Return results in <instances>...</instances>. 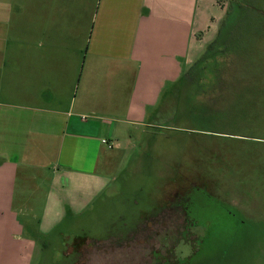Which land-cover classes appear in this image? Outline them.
I'll return each mask as SVG.
<instances>
[{
  "label": "crops",
  "instance_id": "obj_1",
  "mask_svg": "<svg viewBox=\"0 0 264 264\" xmlns=\"http://www.w3.org/2000/svg\"><path fill=\"white\" fill-rule=\"evenodd\" d=\"M219 1L0 0V264H32L106 193L123 131L167 115L216 40Z\"/></svg>",
  "mask_w": 264,
  "mask_h": 264
},
{
  "label": "rangeland",
  "instance_id": "obj_2",
  "mask_svg": "<svg viewBox=\"0 0 264 264\" xmlns=\"http://www.w3.org/2000/svg\"><path fill=\"white\" fill-rule=\"evenodd\" d=\"M219 3L209 58L123 131L114 182L32 264H264V0H234L224 27Z\"/></svg>",
  "mask_w": 264,
  "mask_h": 264
},
{
  "label": "trees",
  "instance_id": "obj_3",
  "mask_svg": "<svg viewBox=\"0 0 264 264\" xmlns=\"http://www.w3.org/2000/svg\"><path fill=\"white\" fill-rule=\"evenodd\" d=\"M233 1L234 0H230V3H229L230 5H229L228 11H227V16H226V18L224 20V23H223V26L222 27H224L226 25V22H227V20L229 19L230 15H231V12H232V2ZM221 33H222V28L220 27V31L218 33V36H217L216 40L211 44V46H209V48L207 49V51L201 56V58L195 64L196 65L195 67H199L200 64H202L206 59L209 58V53L212 51V49L214 48L215 44L218 42V39L221 36ZM193 69H194V67H193ZM187 86L189 87V81L187 82Z\"/></svg>",
  "mask_w": 264,
  "mask_h": 264
},
{
  "label": "built area",
  "instance_id": "obj_4",
  "mask_svg": "<svg viewBox=\"0 0 264 264\" xmlns=\"http://www.w3.org/2000/svg\"><path fill=\"white\" fill-rule=\"evenodd\" d=\"M103 144L107 145L110 149L113 148L111 144H109L108 141H103Z\"/></svg>",
  "mask_w": 264,
  "mask_h": 264
},
{
  "label": "flooded vegetation",
  "instance_id": "obj_5",
  "mask_svg": "<svg viewBox=\"0 0 264 264\" xmlns=\"http://www.w3.org/2000/svg\"><path fill=\"white\" fill-rule=\"evenodd\" d=\"M217 214H218V216H217L218 218H221V217H222L220 212L217 213ZM217 214H216V215H217ZM209 227H210V225H208V228H209Z\"/></svg>",
  "mask_w": 264,
  "mask_h": 264
}]
</instances>
